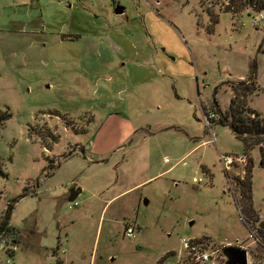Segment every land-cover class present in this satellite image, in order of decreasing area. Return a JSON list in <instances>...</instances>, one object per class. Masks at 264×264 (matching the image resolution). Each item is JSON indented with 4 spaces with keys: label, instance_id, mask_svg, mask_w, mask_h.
I'll list each match as a JSON object with an SVG mask.
<instances>
[{
    "label": "rangeland",
    "instance_id": "rangeland-1",
    "mask_svg": "<svg viewBox=\"0 0 264 264\" xmlns=\"http://www.w3.org/2000/svg\"><path fill=\"white\" fill-rule=\"evenodd\" d=\"M255 15L229 0H0V222L14 204L20 235L0 264H178L183 238L264 264L260 146L220 121L240 82L264 117Z\"/></svg>",
    "mask_w": 264,
    "mask_h": 264
},
{
    "label": "trees",
    "instance_id": "trees-1",
    "mask_svg": "<svg viewBox=\"0 0 264 264\" xmlns=\"http://www.w3.org/2000/svg\"><path fill=\"white\" fill-rule=\"evenodd\" d=\"M232 4L240 5V8H243L244 10L249 8L256 13L264 10V0H229V5ZM252 87H254V83H252V86H246L245 82L231 85L234 96L231 99L227 114L221 117L220 121L221 123L229 125L236 138L241 139L246 147L260 146L262 157L261 167L264 168V117L256 110L246 108L245 105L238 101L239 96L244 95V93ZM10 118L11 114L8 111L0 110V133L7 120ZM251 173V170L248 169L246 183L244 184V180L242 181V185H246V187H244L246 200L248 199L249 201L252 196ZM13 209L14 204L9 203L5 215L0 222V236H6L13 241H19L20 235L18 234V230L10 225ZM56 264H60V262L57 261Z\"/></svg>",
    "mask_w": 264,
    "mask_h": 264
},
{
    "label": "built area",
    "instance_id": "built-area-1",
    "mask_svg": "<svg viewBox=\"0 0 264 264\" xmlns=\"http://www.w3.org/2000/svg\"><path fill=\"white\" fill-rule=\"evenodd\" d=\"M254 25H260L262 24L264 26V10L257 12L254 20ZM203 118L205 123L207 124L209 130H210V124L212 121H214L217 118V114L213 111H209L207 114H203ZM232 158V157H231ZM230 156H226L225 160L227 162V165L230 164L229 162ZM77 205V202H74V206ZM123 235L127 239H135L136 238V232L133 228V226H126L123 232ZM197 239V238H196ZM196 239H181L182 244L185 247V255L184 258L181 256V258L178 261V264H226L227 258L223 254V249L220 251L218 250H212L208 247H203L202 243H197L198 240ZM10 249L15 250L16 248L12 247V245L9 243L8 237L6 236H0V253H4L9 251ZM13 253V251L10 253V255ZM7 263H10V260H6Z\"/></svg>",
    "mask_w": 264,
    "mask_h": 264
},
{
    "label": "water",
    "instance_id": "water-1",
    "mask_svg": "<svg viewBox=\"0 0 264 264\" xmlns=\"http://www.w3.org/2000/svg\"><path fill=\"white\" fill-rule=\"evenodd\" d=\"M124 12L123 7H117L115 9L116 14H122ZM81 192V188H72L70 190L69 201L73 202ZM223 254L227 258L226 264H248V252L241 247L227 246L223 249Z\"/></svg>",
    "mask_w": 264,
    "mask_h": 264
},
{
    "label": "crops",
    "instance_id": "crops-1",
    "mask_svg": "<svg viewBox=\"0 0 264 264\" xmlns=\"http://www.w3.org/2000/svg\"><path fill=\"white\" fill-rule=\"evenodd\" d=\"M230 158H231V157H230ZM73 188H76V186H75V187H73ZM81 192H82V188H81ZM81 192H80V193H81ZM69 196H70V192H69ZM69 196H68V200H69Z\"/></svg>",
    "mask_w": 264,
    "mask_h": 264
},
{
    "label": "bare ground",
    "instance_id": "bare-ground-1",
    "mask_svg": "<svg viewBox=\"0 0 264 264\" xmlns=\"http://www.w3.org/2000/svg\"><path fill=\"white\" fill-rule=\"evenodd\" d=\"M229 161L231 162V161H232V159L230 158V159H229Z\"/></svg>",
    "mask_w": 264,
    "mask_h": 264
}]
</instances>
